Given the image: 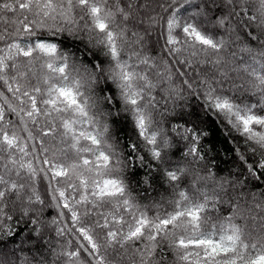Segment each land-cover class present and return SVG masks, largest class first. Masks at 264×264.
<instances>
[{
    "label": "snow or ice",
    "instance_id": "obj_1",
    "mask_svg": "<svg viewBox=\"0 0 264 264\" xmlns=\"http://www.w3.org/2000/svg\"><path fill=\"white\" fill-rule=\"evenodd\" d=\"M260 188L264 0H0V264H264Z\"/></svg>",
    "mask_w": 264,
    "mask_h": 264
},
{
    "label": "trees",
    "instance_id": "obj_2",
    "mask_svg": "<svg viewBox=\"0 0 264 264\" xmlns=\"http://www.w3.org/2000/svg\"><path fill=\"white\" fill-rule=\"evenodd\" d=\"M208 132L210 133L209 139L213 144H215L216 148L220 152V156L223 157L225 161H229L228 164L221 163L222 168L231 167V154L225 155V152L230 147H234L232 144L231 139L228 138L227 134L225 133L224 129L220 126H218L216 123H210L208 126ZM125 135H131L130 131H126ZM211 154V153H210ZM224 175H227V173H224ZM138 179H143V172H140L138 174ZM141 188L147 187L146 184H141ZM151 191V189H149ZM256 191H264V188L257 189ZM156 199H159L161 196H167L168 194L165 192L163 188H157V192L154 194ZM151 198V197H150ZM215 215V214H213ZM224 213L221 214V218H223ZM237 224L243 225L244 221L236 220L234 221Z\"/></svg>",
    "mask_w": 264,
    "mask_h": 264
}]
</instances>
